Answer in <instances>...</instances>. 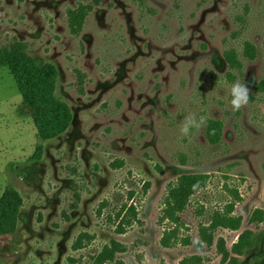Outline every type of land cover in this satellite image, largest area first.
I'll return each mask as SVG.
<instances>
[{"label":"rangeland","instance_id":"1","mask_svg":"<svg viewBox=\"0 0 264 264\" xmlns=\"http://www.w3.org/2000/svg\"><path fill=\"white\" fill-rule=\"evenodd\" d=\"M0 63V264H264V0H0Z\"/></svg>","mask_w":264,"mask_h":264},{"label":"trees","instance_id":"2","mask_svg":"<svg viewBox=\"0 0 264 264\" xmlns=\"http://www.w3.org/2000/svg\"><path fill=\"white\" fill-rule=\"evenodd\" d=\"M1 64V63H0ZM31 68L34 72L39 73L41 70L39 67L36 65V63H31ZM82 83V80L80 81ZM20 86V91L25 98V102L27 103V106L35 111V114L33 116L35 121H38L40 117H44V115L47 111V104L49 102L48 98L43 99L39 106L36 105L34 97L30 94V92L24 91L22 88V85ZM40 128V126H39ZM208 177L206 175H185L181 176L177 179V182L174 185L169 186V191L166 196L165 202H164V214L166 218L169 219L170 222L173 224L177 225L179 224L180 218L179 215L182 214L186 207L188 206L191 197L195 195V193L205 185V180ZM16 194L14 191L11 189V186H8L6 189L5 194L0 198V238L10 235L12 233V230L10 228L13 219L16 215L17 211V206H13L10 201L16 200ZM222 217V216H221ZM221 217L215 218L217 220H221ZM232 222H228L227 224H224V226L229 225ZM171 231H165L164 237H163V244L165 246H168V242L171 239H169L168 236H172V240L177 241L178 237L173 232ZM84 239H86L87 242H91V239L87 235H84ZM82 237H79L77 239V243H79L82 240ZM207 240L208 243H210L209 238L205 239ZM78 245V244H77ZM76 248V245L75 247ZM225 256L227 254L225 253ZM97 264H104V263H115V264H123L121 261H115L114 260V253L113 251L110 250H105L101 254H99L95 262Z\"/></svg>","mask_w":264,"mask_h":264},{"label":"clouds","instance_id":"3","mask_svg":"<svg viewBox=\"0 0 264 264\" xmlns=\"http://www.w3.org/2000/svg\"><path fill=\"white\" fill-rule=\"evenodd\" d=\"M249 88L246 84H241L239 82L235 83L231 87V106L233 111H239L243 107H245L248 103L249 98ZM206 121L204 118H200L199 121H197L195 114H190L189 116L185 117L184 122L181 125L180 132L181 135L187 136L190 132V129L196 128L201 129L204 127ZM211 134H215L214 130Z\"/></svg>","mask_w":264,"mask_h":264}]
</instances>
